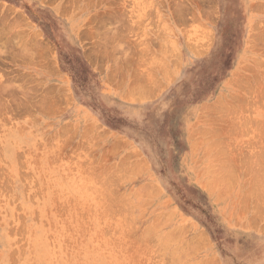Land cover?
I'll return each mask as SVG.
<instances>
[{
	"label": "rangeland",
	"instance_id": "rangeland-1",
	"mask_svg": "<svg viewBox=\"0 0 264 264\" xmlns=\"http://www.w3.org/2000/svg\"><path fill=\"white\" fill-rule=\"evenodd\" d=\"M0 264H264V0H0Z\"/></svg>",
	"mask_w": 264,
	"mask_h": 264
},
{
	"label": "bare ground",
	"instance_id": "bare-ground-1",
	"mask_svg": "<svg viewBox=\"0 0 264 264\" xmlns=\"http://www.w3.org/2000/svg\"><path fill=\"white\" fill-rule=\"evenodd\" d=\"M252 190V189H251ZM254 190V189H253ZM257 195V194H256Z\"/></svg>",
	"mask_w": 264,
	"mask_h": 264
}]
</instances>
